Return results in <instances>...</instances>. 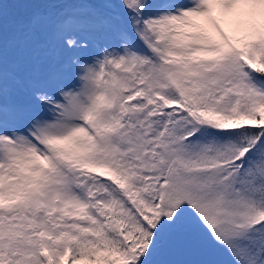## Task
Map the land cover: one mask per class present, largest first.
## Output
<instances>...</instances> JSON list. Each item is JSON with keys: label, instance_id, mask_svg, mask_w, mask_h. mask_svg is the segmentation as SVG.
I'll return each mask as SVG.
<instances>
[{"label": "snow or ice", "instance_id": "6c2138e0", "mask_svg": "<svg viewBox=\"0 0 264 264\" xmlns=\"http://www.w3.org/2000/svg\"><path fill=\"white\" fill-rule=\"evenodd\" d=\"M0 264H264V0H0Z\"/></svg>", "mask_w": 264, "mask_h": 264}]
</instances>
